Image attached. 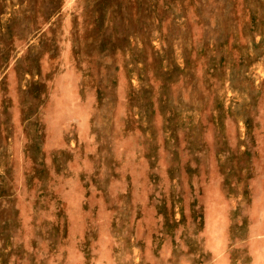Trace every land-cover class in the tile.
Listing matches in <instances>:
<instances>
[{
	"label": "rangeland",
	"instance_id": "obj_1",
	"mask_svg": "<svg viewBox=\"0 0 264 264\" xmlns=\"http://www.w3.org/2000/svg\"><path fill=\"white\" fill-rule=\"evenodd\" d=\"M0 264H264V0H0Z\"/></svg>",
	"mask_w": 264,
	"mask_h": 264
}]
</instances>
